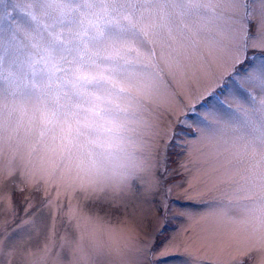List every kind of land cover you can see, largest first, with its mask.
Masks as SVG:
<instances>
[{"label":"snow or ice","instance_id":"snow-or-ice-1","mask_svg":"<svg viewBox=\"0 0 264 264\" xmlns=\"http://www.w3.org/2000/svg\"><path fill=\"white\" fill-rule=\"evenodd\" d=\"M193 151L202 163L174 159ZM73 174L70 199L122 209L131 225L101 239L80 225L98 218L70 203L78 235L60 247L79 254L75 264H202L197 244L211 264H245L226 258L230 231L243 233L244 257L264 256V0H0V217L5 197L11 217L0 221V258L24 264L36 227L8 185L43 189L61 213L48 193L59 197ZM177 187L185 207L204 210L178 214L212 223L183 242L166 235ZM145 208L158 226L141 238ZM57 218L41 264H63Z\"/></svg>","mask_w":264,"mask_h":264},{"label":"rangeland","instance_id":"rangeland-1","mask_svg":"<svg viewBox=\"0 0 264 264\" xmlns=\"http://www.w3.org/2000/svg\"><path fill=\"white\" fill-rule=\"evenodd\" d=\"M207 82H202L201 84L192 85V95H197L200 92H203L206 87H208ZM230 102V100L228 101ZM233 107H235L233 105ZM200 153L198 151H193L189 156H180L174 157L178 163L185 162L189 165L196 164L200 161ZM172 167H175L173 165ZM75 180V175H69L64 178L62 186L60 188V196H56L57 189L55 187L50 188L48 195L56 200L62 208V212L58 213L55 204H46L45 196L43 189L40 192H36L32 187L25 188L23 193L18 191L19 181H16V184H10L9 187L14 189L12 196V202L20 211V216H24L25 201L27 200L33 207L29 213L27 219L35 221V229L32 232L31 239L28 237L25 238V248L27 249L26 254H24V264H41V257L43 252L40 250L44 248L45 244L51 245L53 243V238L51 235V227L53 224V217L57 216L55 223L57 226L58 234L55 236V247L56 251L61 253V260L63 264H69V261H72L75 264L79 259L78 253H73L70 251L62 250L60 245L62 243V238L67 233H73V235H78L74 233L73 229L67 228L69 223L67 219V213L69 212V204L71 203L73 209L77 207L84 208L89 215L98 218V220L93 221L90 224H85L83 220L80 221L81 231L92 232L95 231L97 236L101 239H107L109 234L108 230H115L117 233L122 228L131 227L129 224L128 217L123 213V210H115L114 208L105 207L102 211L99 206L93 208L92 204L86 201L83 196L78 198L70 199L69 195L64 191V189ZM181 181L178 179L173 183L179 184ZM194 195V194H193ZM172 199L176 200V204L173 206L170 215H174L175 219L168 226L166 235L175 236L178 242H183L187 240L190 236H196L197 234H203L205 230L209 229L212 226L210 220H206L197 214L192 218L182 217L178 214L180 208H185L186 211H194L197 213L203 212V209H193L190 207H185L188 203L187 197L185 196L184 189L177 187L172 192ZM20 204V205H19ZM19 205V206H18ZM3 207L5 209V215L0 217L2 220H10L11 217L7 215V209L9 203L7 197H5ZM159 213L153 211L151 208H145L144 219L143 221H138L135 225L136 229L141 233V238H147L152 234L155 228L158 226V217ZM19 222V218L17 219ZM36 233H39L37 237ZM243 233L239 231L232 232L230 231L229 235L225 238V246L231 245V256L226 257L228 259L239 260L241 258L245 259V264H261V261H264V256L259 254H254L253 258L248 259L244 257L243 252L236 251V246L243 243ZM87 243V237L85 239ZM209 243L216 246L218 241H209ZM176 249H173L175 251ZM180 251H184L181 246ZM192 254V258L202 259V264H211V260L215 259L210 249L207 247H201L197 244L195 247L189 250ZM133 254L129 253V258H132ZM16 259L13 257L5 256L0 258V264H16ZM49 264H53V260H49ZM169 264H178V261H170ZM189 264H192L190 260Z\"/></svg>","mask_w":264,"mask_h":264},{"label":"trees","instance_id":"trees-1","mask_svg":"<svg viewBox=\"0 0 264 264\" xmlns=\"http://www.w3.org/2000/svg\"><path fill=\"white\" fill-rule=\"evenodd\" d=\"M19 205H20V204H19ZM19 205H18V206H19Z\"/></svg>","mask_w":264,"mask_h":264}]
</instances>
